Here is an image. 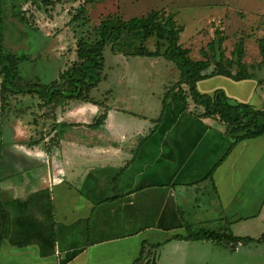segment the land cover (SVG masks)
I'll use <instances>...</instances> for the list:
<instances>
[{
  "label": "crops",
  "instance_id": "crops-1",
  "mask_svg": "<svg viewBox=\"0 0 264 264\" xmlns=\"http://www.w3.org/2000/svg\"><path fill=\"white\" fill-rule=\"evenodd\" d=\"M258 81L216 75L200 80L197 89L206 95L220 89L263 109L264 86ZM117 86L94 97L100 104L71 102L57 120H40L38 128L74 124L50 152L42 144H20L33 133L18 125L24 111L3 123L0 113V264H134L144 243L147 253L157 251V264H251L237 253L258 243L233 249L173 236L186 234L185 206L202 200L201 186L211 173L214 219L236 236L264 233V135L240 141L225 157L231 146L225 125L215 117L198 118L203 108L193 102L184 110L175 92L150 134L151 117L133 110L138 95ZM29 101L19 96L13 107ZM105 105V122L90 128ZM157 243L162 245L152 249Z\"/></svg>",
  "mask_w": 264,
  "mask_h": 264
},
{
  "label": "trees",
  "instance_id": "trees-1",
  "mask_svg": "<svg viewBox=\"0 0 264 264\" xmlns=\"http://www.w3.org/2000/svg\"><path fill=\"white\" fill-rule=\"evenodd\" d=\"M26 1V0H24ZM46 9L53 11L63 4L72 8L71 0H40ZM96 0H80L79 6L71 14L69 24L79 23L86 27L80 34H76L77 58L61 69L56 79L43 83L41 80L25 79L21 75L20 64L23 62L22 54L9 52L5 48L3 28L8 14L17 15L18 7L14 0H0V113L3 119L9 116L13 108V100L19 96H29L36 102L41 111L38 118L45 121L57 120L59 110L71 102L96 103L98 101L91 96L93 89L97 88L104 78L105 59L104 52L110 48L115 54L125 56L164 57L174 63L179 70L180 79L171 87H168L163 96V112L155 121L154 133L165 113L167 102L173 92L176 98L184 105V110L190 106V102L201 106L203 111L196 114L198 118L215 117L225 125V135L231 140L230 151L240 142L246 139L264 135V108L256 109L253 105L236 102L230 99L223 90H216L213 95L201 94L197 89L200 80L216 75L229 77L236 81L245 79H257L254 65L245 62L246 49L244 43L239 41L227 56L223 46L224 38L219 30L215 37L204 50V59L195 60L190 56V48L180 43V35L184 26L175 19L173 12L164 9H152L141 16L129 19L118 11H109L99 17V21L92 24L88 10ZM63 9V7L61 8ZM70 11V12H69ZM19 13V12H18ZM21 21H28L23 15ZM93 26V27H91ZM155 39L154 49L148 46L150 39ZM258 47L264 63V37L258 40ZM258 85H264V81H258ZM263 83V84H262ZM105 104V103H103ZM26 109V108H24ZM109 107L104 106L103 111L88 124L92 129H98L106 120ZM23 113V111H18ZM25 113V112H24ZM34 122L36 120L34 119ZM37 123V122H36ZM74 124L59 122L53 126L54 134L44 142V148L50 152L53 147L60 146L64 132ZM44 141V138H41ZM224 157V158H225ZM125 167L122 169L124 170ZM213 182V173L209 175ZM117 189V178H115ZM186 234H176L175 239L205 240L218 244H227L235 249L239 244L264 243V233L258 237H240L233 233L217 232L210 230L194 231L190 224H186ZM5 229V215L3 203L0 197V248L3 242ZM146 243L143 244L140 257L134 264H157V251L147 253ZM162 243L152 244V249H158ZM151 253H155L156 259H146Z\"/></svg>",
  "mask_w": 264,
  "mask_h": 264
},
{
  "label": "rangeland",
  "instance_id": "rangeland-1",
  "mask_svg": "<svg viewBox=\"0 0 264 264\" xmlns=\"http://www.w3.org/2000/svg\"><path fill=\"white\" fill-rule=\"evenodd\" d=\"M14 3L18 6L15 9L17 15L8 14L3 28L5 48L9 52L24 54L20 67L25 79L37 78L48 83L56 79L61 69H65L77 58V54H73L76 49V34L90 27H84L82 21L69 24L71 14L75 11L72 8L79 6L80 0H71L72 8L63 4L53 11L47 10L40 0H14ZM68 8L72 13H68ZM152 9H164L175 14L177 22L184 26L180 43L190 48V56L195 60L205 58L204 50L215 37L216 30L224 38L223 46L227 56H231L236 44L242 41L246 49L245 62L254 65L257 79L264 81V63H261L262 56L258 47V40L264 37V0H96L91 4L88 15L94 24L102 14L109 11L120 10L124 18L129 19L144 15ZM23 15L28 21L20 20ZM154 43L155 39H150L148 46L154 49ZM104 59V78L92 90L91 96L98 100L107 94L106 91L117 88V85L128 86L139 98L135 100V104L133 101V110L150 116L152 124L157 123L155 121L163 112L162 99L166 89L180 79L179 70L174 63L164 57L115 54L110 48L105 50ZM15 106L10 111L11 115L19 116L21 113L18 111L21 110L26 113L22 118L23 124L19 123V127L33 130L31 135L26 134V138H21L24 142L20 144L27 145L26 147L44 145L46 140L41 141V138H45L44 134L52 136L55 124L38 128L41 126V119L38 118L40 111L33 99L29 103L20 102ZM210 186L208 180L201 186L202 200L197 204L192 201L189 206H185L187 222L197 232L210 230L232 233L231 229L214 219L218 214V206ZM258 244L260 245H248L250 249L246 247V250L250 252L242 249L237 256L251 258V264H264V250H261L264 243ZM221 246L227 247V244ZM155 255L151 253L146 259L153 261L156 259Z\"/></svg>",
  "mask_w": 264,
  "mask_h": 264
}]
</instances>
